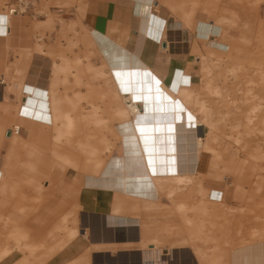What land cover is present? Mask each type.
<instances>
[{
	"label": "rangeland",
	"instance_id": "1",
	"mask_svg": "<svg viewBox=\"0 0 264 264\" xmlns=\"http://www.w3.org/2000/svg\"><path fill=\"white\" fill-rule=\"evenodd\" d=\"M9 1L11 0H0V11L6 7ZM84 1L35 0L33 12L12 15L11 34L7 37H0L1 101L5 104H13L17 98L18 90L19 103H21L27 96L23 85L30 69L35 68L36 72H40V74L49 70L53 78L54 63H61L63 54L70 60L81 57L80 64L68 65L65 70L69 73H71L70 70L77 73V69L81 68L80 72L83 78L80 84H76L74 75L70 74L67 81H61L62 83L59 85L62 91L66 90L71 96L75 90L83 93L87 91L83 95L85 99L82 103L86 109L90 106L87 103L88 100H93L99 104L102 113H105L106 110L113 113L114 123L124 118L121 112H125V101L118 91L116 93L114 84L108 89L99 87L91 90L87 86V82L96 83L98 79L110 80V76L105 72L100 59L89 51L91 45L87 42L83 31L87 28L84 26L86 12ZM159 2L167 7V10L173 15L172 17L178 18L180 21L183 17L186 18L193 13L195 25L201 23V20L215 24V37L220 46L211 44L212 50L207 55L211 60L203 61V76L200 72V63L194 60L196 86L189 94L186 93L185 98L191 108L198 110L197 101H201L212 109V120L215 122V126L211 127L204 123L202 137L205 138V143L208 142L216 146L222 158L219 155L215 165L208 171L204 163L203 174L195 179L192 190L188 188L178 190L174 195L176 199H173L172 202L162 195V201L165 204L163 207L154 209V207L145 206L139 211L145 212L147 216L145 223H147V227L152 228V237L158 235L166 243L169 242L171 235H177L179 239L189 236V239L194 243L201 242V238H193V235H196L201 227L200 224L213 230L219 237L220 246L194 248L195 259L199 262H206V264H223L225 262L224 254L227 255L232 248L241 243L257 241L260 236L264 237V127L259 123L256 128L262 129L263 132L252 131L247 127L245 120L240 123L239 116H237L239 112L232 104L234 97L239 99V102L240 99L245 98L242 92L247 88L245 86L252 84L250 83L252 81L255 82L252 85L255 91L259 93L264 91V0H161ZM190 11L191 13H189ZM47 19H50L52 23H42V20ZM168 24L172 28L170 22ZM195 54L197 53L195 52ZM36 59L38 61H35ZM89 59L95 65L97 64L96 69H94L95 67L91 68L94 70L92 72L87 70ZM210 66H212L211 70L208 69ZM242 70L244 71L242 72ZM237 73L238 77L236 78ZM248 74L252 77H249ZM95 76L98 79L94 78ZM244 82L246 83L244 84ZM18 84L20 87L17 89ZM218 90L224 95L229 94L225 102L218 94ZM233 92L236 93L234 97ZM118 96H121L122 99ZM195 96H197V104ZM76 105L77 103L71 102L64 106L68 112L72 113L77 111ZM118 105L120 107H117ZM248 105L249 103L245 104V106ZM4 113L2 107L0 109L1 118ZM200 117L201 114H199ZM65 119L67 127H77L78 122L70 126L68 119ZM9 125L7 124L6 128H9ZM15 126L11 128L13 129ZM58 129H63V125L59 121L54 123L53 139V129H48V142L52 146L47 154L51 159L48 164L49 177L60 176L64 170L68 171V176L63 177L62 175L59 179H49V177L13 179L16 182L14 192H9L7 197L0 201V244H9L14 253L18 251L25 255L27 250L15 247L14 239L8 237V233L11 232L9 230L18 227L30 231L32 227L41 224L43 214L48 210H50L49 213H53L54 208L63 209L68 213L75 211L79 227V207L73 197L76 192L74 186L78 187L80 182L82 186V179H70L71 168L86 170V168L84 169L85 163L90 161V155H92L90 147L97 146L98 149H102L104 146L100 141L99 131L94 127L80 128L81 131L72 140L65 138L56 140ZM21 135L24 138L28 137V133L24 129L17 136L21 138ZM87 140L89 144H87ZM114 142L113 148L115 152L119 153V143L117 140ZM2 146L3 162L7 152L4 142ZM208 146L211 150L210 157L213 159L216 153L210 144ZM113 148L101 151L102 155L106 158L109 151L114 150ZM53 149L57 156L52 155ZM205 156L207 157V155ZM221 159L222 161H220ZM208 173L209 176H207ZM78 176L82 177L79 170ZM204 177L219 179L217 184L220 180L225 184L223 188H225V198L229 206L225 207V210L216 217H204L200 211L193 208L194 203H199L205 197L202 189L197 185V182ZM204 182L207 185L212 180L204 179ZM187 192H192L193 195L191 196ZM180 203H184L185 207L180 209ZM139 211L131 213L138 216ZM7 217L11 218V223L4 222L3 219ZM186 217H192L195 221L204 220V222H200L198 226L196 223L185 221ZM56 218L59 217L50 214V220ZM38 250L41 249L37 248L36 251ZM9 261V257H7L0 261V264H10ZM41 262L43 264L45 260L42 259ZM14 264L29 263L27 258H24Z\"/></svg>",
	"mask_w": 264,
	"mask_h": 264
},
{
	"label": "crops",
	"instance_id": "2",
	"mask_svg": "<svg viewBox=\"0 0 264 264\" xmlns=\"http://www.w3.org/2000/svg\"><path fill=\"white\" fill-rule=\"evenodd\" d=\"M159 1L161 0L84 1L86 3L84 26L87 28L83 31L87 42L91 45L89 51L100 59L105 72L110 76V80L107 79L105 81L99 80L95 76L94 78L98 79L96 83L87 82L89 89H98L99 87L108 89V87H113L114 84L116 93L118 91L106 59L102 56L101 50L98 49L100 46L93 33H91V30H98L120 42L127 50L143 59L164 82H168L170 78L176 80L177 85L173 86L176 97L191 108L187 104L185 96L187 92L189 94L196 86L194 60L200 63V72L203 76L204 62L202 57L210 54L212 50L211 44L214 45L213 41L217 40L215 27L212 23H197L195 25L192 14L186 18L183 17L182 21H180L178 18L172 17L173 15L167 10V7ZM3 11L4 9L0 11V26L2 27H0V37H7L12 32L10 26L12 16L9 18V24L7 25L8 18L7 21L1 18V14H4L1 13ZM169 22L172 28L169 27ZM42 23L51 24L52 21L47 19L42 20ZM93 39L96 43H94ZM215 44L220 46L219 42ZM204 46L206 47L205 49ZM61 56L62 62L54 63V77L52 78L49 70L47 72L44 71V75H42L44 86L49 88L47 100L48 109L53 119L52 122L46 123L40 118H32L20 113L21 107L28 100L26 99L28 98V93L24 89L26 80L23 90L27 96L21 103H19L18 90L17 98L13 104H5L0 100V109L3 107L5 111L2 118L0 114V172L3 174L0 201L4 200L9 192H14L16 182L13 179H44L49 177L48 164L51 159H49L47 154L52 146L48 142V129H53V139L54 123L59 121L63 125V129H58L56 132V140H61L62 138L72 140L75 135L79 134L80 128H83L81 121L84 119L83 115L92 109L93 104L99 107L101 116L113 120V113L108 110L105 113H101V107L93 100H88L87 103L90 106L86 109L82 103L85 99L83 95L87 91L83 93L75 90L73 96L69 95L66 90L62 91L59 85L62 83L61 81H67L70 74L74 75L76 84L82 82L83 75L80 72L81 68L77 69V73H74L73 70H70L71 73L65 70L68 65L80 64L81 57L70 60L63 54ZM87 63V70H90V72L93 70L91 68H97V64L95 65L90 59ZM61 76L63 77L61 78ZM43 78L46 79L44 80ZM19 87L20 85L18 84L17 89ZM121 96L123 97V95ZM121 96L118 97L122 99ZM196 100L197 96H195V103ZM71 102L77 103V111L75 110L72 113L68 112L64 106ZM81 105L85 108L84 112L80 111ZM117 107L120 106L118 105ZM116 109L114 110V117ZM66 113L76 121L79 119L76 128L66 126ZM7 124H10L9 128H6ZM15 125H18L21 130L24 129L28 133V137L24 138L21 135L20 138L17 136L20 133H11V127ZM90 127H94V125H90L88 129ZM87 135L90 134L87 133ZM3 142L7 153L2 162ZM208 144H210L216 155L212 160L208 159L209 157L204 158L207 171L215 165L217 158L221 155L216 146L211 143ZM96 149H98L97 146L90 147L92 152L96 151ZM52 155L57 156L54 149L52 150ZM220 158H222V155ZM85 168L86 166H84ZM78 170L82 173L81 178L78 176ZM71 171L70 179H82V186L81 182L78 187L77 185L74 186L76 192L73 197L79 207V227L75 211L74 213H68L63 209L54 208V212L49 213L50 210H48L43 214V218L40 221L41 224L32 227L30 231L18 227L9 230L11 232L8 233V237L14 239L15 247L24 248L27 252L25 255L20 254L18 251L14 253L13 248L9 244L3 243L0 244V261L9 257L10 264L18 263L20 259L24 258H27L29 264H42V259L45 260L43 264H206V262H199L195 259L193 249L220 246L219 237L214 231L200 224L204 220L195 221L192 217H186L184 220L193 222V224L196 223L198 226L200 224L202 228L198 229L193 238H201V242L194 240L196 241L194 243L189 239V236H183V238L179 239L177 235H171L167 243L158 235L152 237L151 233L153 230L150 226L147 227V223H145L147 216L145 212L139 210H142L145 206L160 209L165 205L162 197L159 201H154L112 191L87 188L86 183L84 184V175L87 169L82 171L73 167ZM67 172L65 170L60 176H68L69 173ZM209 175L208 173L207 176ZM60 176L49 177V179H59ZM204 179L212 180V182L206 185ZM218 180L204 177L197 182V185L201 184L200 188L202 187L205 197L199 203H194L193 208L200 211L204 217H216L225 210V207L229 206L225 198V188H223L225 184L221 180L217 184ZM175 184L178 190L184 187L191 190L194 186V182L185 186L179 183ZM177 189L173 195L176 194ZM211 190L222 193V199L220 201L210 199L209 192ZM187 193L191 196L193 195L192 192ZM173 195L169 198L164 194L170 202L176 199ZM173 205L175 206L174 203ZM179 207L182 209L185 204L180 203ZM138 211V216H134L131 213ZM50 214L57 215L59 218L50 220ZM3 220L6 224L12 222L10 217ZM259 240H264V237L260 236ZM236 247L232 248L227 255L224 254L225 262L223 264H233L232 252ZM37 248L41 250L36 251ZM8 253L10 254L7 255Z\"/></svg>",
	"mask_w": 264,
	"mask_h": 264
},
{
	"label": "bare ground",
	"instance_id": "3",
	"mask_svg": "<svg viewBox=\"0 0 264 264\" xmlns=\"http://www.w3.org/2000/svg\"><path fill=\"white\" fill-rule=\"evenodd\" d=\"M1 13H4L1 14L3 20L7 21L8 18V25L12 15L6 10ZM201 21L209 24L208 21ZM91 33L106 59L118 92L123 95L125 112H121L124 118L117 123L101 116L99 107L94 104L92 109L83 115L82 127L89 128L91 124L94 125L96 130L100 131V140L104 146L93 151L90 161L85 163L88 170L84 175V184L86 183L87 188L122 193L141 199L159 201L164 194L171 198L177 189L175 183L184 186L193 184L195 179L203 174L205 155L212 159L209 154L211 150L202 137L204 123L215 126L212 109L201 101H197L198 110L189 108L175 95L173 86L177 85L176 80L170 78L168 82H164L143 59L127 50L120 42L98 30H91ZM93 41L96 43L94 39ZM216 42L218 41L214 40L213 44L216 45ZM37 59L35 61H38ZM202 60L209 62L211 59L203 56ZM211 68L212 66L208 69ZM30 71L24 86L28 100L21 107L20 113L50 123L53 119L48 109L49 88L44 86L42 81L41 75L44 74L36 72L35 68ZM235 77H238V73ZM250 83L252 84L245 86L247 88L242 92L245 98L240 99V102L234 97L236 93H232V104L239 112L237 116L240 123L245 120L250 130L263 132L256 127L259 123L264 127V91H255L252 87L255 82ZM220 92L218 90L225 102L229 94ZM247 103L249 105L245 106ZM84 109L81 105L80 111L84 112ZM65 118L70 126L79 121L70 118L68 113ZM20 131L19 126L10 130L15 134ZM114 140L119 143V153L113 148ZM110 147L114 150L109 151L105 158L101 151ZM2 179L3 174L0 172V190ZM209 196L217 201L222 199V193L212 190ZM232 261L233 264H264V240L245 242L236 247L232 252Z\"/></svg>",
	"mask_w": 264,
	"mask_h": 264
},
{
	"label": "built area",
	"instance_id": "4",
	"mask_svg": "<svg viewBox=\"0 0 264 264\" xmlns=\"http://www.w3.org/2000/svg\"><path fill=\"white\" fill-rule=\"evenodd\" d=\"M35 8V0H11L6 4L4 10L11 15H23L31 13Z\"/></svg>",
	"mask_w": 264,
	"mask_h": 264
}]
</instances>
